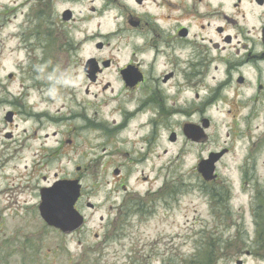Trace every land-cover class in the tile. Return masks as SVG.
I'll list each match as a JSON object with an SVG mask.
<instances>
[{"label": "rangeland", "instance_id": "374dc122", "mask_svg": "<svg viewBox=\"0 0 264 264\" xmlns=\"http://www.w3.org/2000/svg\"><path fill=\"white\" fill-rule=\"evenodd\" d=\"M101 5L100 0H58L55 6L48 0H0V249L21 242L14 243L20 255L14 253L9 264H227L216 257L228 255L264 264V75L258 89L253 76L240 86L234 80L219 82L225 77L223 66L209 69L206 79L212 86L182 91L181 113L174 115L169 108L162 119L167 128H159L164 138L171 129L180 131V121H194L202 135L196 130L197 141L185 136L168 141L166 153L156 146L158 126L149 134L144 120L129 127L128 136L145 135L136 145H122L121 131L99 136L97 123L116 126L125 118L123 107L157 110L150 95L165 85L122 87L117 77L121 66L139 63L140 74L146 75L150 63L135 47L122 45L127 38L122 32L112 40L121 49L99 55L111 59L101 82L110 81L112 90L102 91L100 83L89 87L96 97L84 93L83 65L96 55L91 42L97 37L82 35L99 27L107 32L114 8L135 3L108 0L103 15ZM155 5L150 0L145 8L155 11ZM65 7L74 10L75 23L58 15ZM167 58L156 59L159 69H170ZM174 83L165 85L164 92L171 93ZM194 93L199 98L185 104ZM9 109L18 112L13 124L2 120ZM203 117L208 127L202 126ZM84 118L94 124L91 129L84 128ZM7 130L11 138H5ZM221 149L226 152L216 163V178L203 181L198 161ZM115 167L124 182L115 181ZM65 175H73L72 180L78 175L84 187L80 206L85 221L73 234L48 226L39 214L38 185ZM86 200L94 207H85Z\"/></svg>", "mask_w": 264, "mask_h": 264}, {"label": "flooded vegetation", "instance_id": "af4514ba", "mask_svg": "<svg viewBox=\"0 0 264 264\" xmlns=\"http://www.w3.org/2000/svg\"><path fill=\"white\" fill-rule=\"evenodd\" d=\"M48 1L53 6L58 2V0ZM100 1L107 5L108 0ZM133 1L135 5H130L129 7L121 5L114 8L116 13H114V20H112L111 26L113 23L115 26L106 29L107 32L102 31L99 27L100 23L97 22L95 25L99 27L97 31H95V28L94 31L87 36L82 35V39L97 37L94 42H91L93 52H95L96 55L90 56L97 62L96 71L94 74H87L84 71V76L87 81L84 93L86 95H92L93 97L97 96V93H94L89 87L102 83L101 77L103 73L111 66L110 58L99 57V55H103L105 52L111 50L119 51L121 48L117 47V44H115V42L113 43L112 40L116 36L118 38L122 32L127 37L122 45L124 47L127 45L135 47V51L140 52L146 57V61L150 62L147 63V74H142V80L139 82H160L167 85L174 79L176 88L171 90V93L168 90H166L165 93L164 85L160 88L163 89V91L157 90L155 95L153 93L150 95V102L151 104L154 102L155 105L157 104V110L150 108L151 111L149 112L147 109L139 106L133 108L123 107L122 111H125V118L124 120H118L116 126L107 125L105 122L99 121L97 124L100 126L101 130L94 131L98 133L99 136H101V134L107 135L121 131L122 135L120 139L122 142L120 143L122 145L125 144L124 142H131L132 145H136L137 142L131 141L127 135L129 127L134 119L133 110L136 109L137 112H142L144 114V127L145 129L147 126L150 127L149 134H153L154 124L158 126V130L155 131L157 137L156 141L161 142V144L156 142V146H162V152L166 153L167 149L164 147L165 144L167 145L168 141L174 143L179 136H184L183 130L186 123L191 124V127H198V124L194 121L185 122L182 120L180 121V131L176 132L174 129H171L165 134L164 138H161L159 128H167V124L162 120L163 116L169 113V108L172 109V113L175 115L176 113H181V104L185 106L184 101L181 100V92L183 91L185 94L186 91H177V87L179 88L180 85L183 84L192 85V88L197 86V84L201 87L207 84H209L207 87L212 86L206 79L209 69L219 70L220 65L224 67L225 77L219 82L230 83L231 80H234L236 84L243 86L247 83H251L250 76H253L252 83L256 88L260 89L263 87L264 45L262 42V32L264 28V0H154L156 3L155 11L150 8H145L146 3L150 0ZM90 2L92 3L94 0H90ZM105 5H101V9H99L101 15L105 12ZM247 6L249 8H247ZM66 10H69V13H66L69 19L63 20L64 11ZM90 10L95 11V6H91ZM54 12L57 14L56 10ZM58 15L67 24L76 22L74 10L68 7L62 8L58 12ZM118 16H124V19H117ZM118 20H124L125 24L119 23ZM80 22L84 23V19H81ZM135 51H133V54L136 53ZM164 57H168L166 59L167 66L170 67L168 70L159 69L160 65L156 63V59H162ZM166 63L164 61V65ZM132 65V63L128 62L118 69L117 77L122 87L133 85L127 84L122 76L123 73L126 72V68ZM135 66L139 68V63H135ZM154 68L158 69L155 72L156 74H154ZM232 72L237 73L232 77ZM89 75H91L93 79H91ZM11 76L12 74L10 73L8 77L10 78ZM148 76H150V79H148ZM180 77L183 78L182 81ZM139 82H136V85L134 84L135 86L133 85L132 88L135 89V87L140 85ZM101 85L102 91H106L108 88L112 90L111 82L108 80ZM213 85H217L215 79ZM122 90H124V88L118 90L116 96H120ZM259 91L260 90H256L255 95L251 96L252 102L256 100ZM163 95L165 98L164 102H166L167 105L166 107L163 105ZM170 95H173L172 104H170L168 100ZM192 97L193 96L185 97V104L188 103L191 105L195 99L199 98V95L198 93H194V97ZM6 100L7 99L4 98L3 102ZM244 100H246L245 97L240 99V102L243 103ZM145 101V105L150 104L149 100H144V102ZM120 110L119 107L115 109V111L118 112H120ZM228 111L231 112V110ZM17 113L16 110L9 109L3 113L2 120L5 121V123L13 124ZM84 120V128L86 130L94 126V124H90L86 118H84ZM114 121L115 120H113V122ZM53 134L55 133L53 132ZM12 135L11 130H7L4 134L5 138H11ZM134 138L139 140L138 143L146 140L145 135L139 136L137 133L134 134ZM69 141L70 140H68V142ZM115 170L117 173H115ZM113 173L115 174V181L119 182L123 180L124 182L126 180L125 177H121L122 170L119 167H115ZM75 177L74 179H77L81 184L80 195L76 200L75 208L82 213L80 202L83 198L84 187L80 177L78 175ZM64 179L71 180L73 179V175L60 176L54 178L51 182L45 179L44 182H48L47 184L38 185L39 195L42 188L45 186L52 185L56 180ZM144 179H146V177H144ZM123 182L120 186L122 189L126 190V186ZM84 206L93 208L94 204L86 200ZM5 242L7 243V239H5ZM14 243L21 242L15 241ZM14 243L10 245L7 243L8 247L7 249L5 248V250L0 249V252H2L0 255V264L11 263L14 253L20 255V250H16V248L20 249V247L18 245L15 248ZM245 253L249 254L250 251L246 250ZM18 257L22 259L23 256L21 255ZM216 259H223L227 261V264H246L245 260L241 259L240 256H218ZM239 261H241V263H238Z\"/></svg>", "mask_w": 264, "mask_h": 264}, {"label": "water", "instance_id": "95a60500", "mask_svg": "<svg viewBox=\"0 0 264 264\" xmlns=\"http://www.w3.org/2000/svg\"><path fill=\"white\" fill-rule=\"evenodd\" d=\"M264 41V30H263ZM94 59H88L85 71L91 73L96 70ZM204 126L207 121H203ZM224 151L210 153L207 159H202L197 167V171L205 180L215 177V162ZM79 195V185L76 180L57 181L51 187L45 188L41 192V203L39 212L42 219L51 226L59 228L63 232H71L82 224V216L73 207Z\"/></svg>", "mask_w": 264, "mask_h": 264}, {"label": "bare ground", "instance_id": "6f19581e", "mask_svg": "<svg viewBox=\"0 0 264 264\" xmlns=\"http://www.w3.org/2000/svg\"><path fill=\"white\" fill-rule=\"evenodd\" d=\"M112 27V26H111ZM132 56H135L134 54L132 55ZM123 77L125 78V76L123 75ZM195 80V79H194ZM192 85H187V84H183V85H180V87L178 88L177 87V91H179V90H185L186 92H188V91H191L192 90ZM133 112H134V119H133V126L134 125H136V124H138V123H141V122H143V120H144V114L142 113V112H137L136 111V109L135 110H133ZM139 119H141V120H139ZM138 121V122H137ZM144 125V124H143ZM131 130L129 129V132H130ZM134 134H136L135 132H133V135ZM129 139L131 140V141H133V142H139V140L138 139H136V138H134V136H129Z\"/></svg>", "mask_w": 264, "mask_h": 264}, {"label": "trees", "instance_id": "16d2710c", "mask_svg": "<svg viewBox=\"0 0 264 264\" xmlns=\"http://www.w3.org/2000/svg\"><path fill=\"white\" fill-rule=\"evenodd\" d=\"M263 224H264V222H263Z\"/></svg>", "mask_w": 264, "mask_h": 264}]
</instances>
